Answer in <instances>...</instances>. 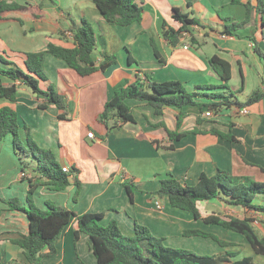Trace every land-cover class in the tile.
<instances>
[{"label": "crops", "instance_id": "obj_1", "mask_svg": "<svg viewBox=\"0 0 264 264\" xmlns=\"http://www.w3.org/2000/svg\"><path fill=\"white\" fill-rule=\"evenodd\" d=\"M8 1L25 6L4 14L6 18H21L23 23L0 21V49L8 46L5 37L14 31L15 23L19 24L18 36L32 40L34 36H39L41 40L31 49L18 48V52L16 48L11 49L15 53V59H12L19 64L22 63L23 53L44 50L49 42L72 44V36L68 34L72 21L80 23L82 17L92 23L98 39L95 63L99 65L102 62L104 53L117 57L116 64L83 76L69 67L64 59L46 54L44 70L48 81L43 82L42 87L52 84L65 95L67 110L64 118L59 117L62 111L53 105L46 109L38 108L41 100L32 88L25 83L18 84L16 107L22 139L26 137L24 127L27 125L35 141L42 147L50 148L63 167L77 169L66 189L53 190L39 185L41 193L49 201L74 211L76 215L103 213V225L116 221L128 236L134 235L135 225L140 223L148 226L154 235L163 237L166 244L172 245L186 237V229L198 228L237 243L230 247L217 243L220 248L214 250L216 254L227 249L240 251L238 257L252 254L248 242L243 246L239 240L226 238L222 235L224 229L219 228L221 225L208 224L194 216L192 220L187 210L182 212V209L173 207L168 197L160 196L157 191L161 180L170 175L196 184L201 173L214 175L219 168L262 180L264 173L255 168L260 166L254 163L259 162L264 167V98L245 106L248 110L246 114L241 113L236 105L224 106L213 112L211 117L205 116L207 107H185L183 110L187 114L179 128L177 123L181 108L169 106L162 115H157L153 106L138 99L127 100L135 122L120 121L117 127L108 130L106 123L100 120V114L116 86L135 82L138 77L158 82L178 80L188 91L197 92H202L198 86L220 85L222 81L208 61L214 54L227 59L232 65L229 85L232 91L242 96L240 99L235 94L233 98L246 101L257 88L264 90V58L255 50L252 38H257L259 47L264 51L257 13L254 12L251 20L238 30L240 35L237 36L226 33L225 29L233 22L244 20L247 9L244 4L234 3L233 0H138L144 8L142 21L129 26L109 24L92 0ZM241 1L257 4V0ZM175 7L201 21L200 25H193L182 34L177 45L171 44L163 35L165 21L175 28L181 26L173 17ZM152 40L160 57L156 55ZM130 53L135 61L129 60ZM5 82L10 83L8 79ZM205 99H209L208 96H200L202 103H207ZM218 100L213 98L210 102ZM162 122L170 130L181 132L198 128L202 132L171 140L165 126L158 125ZM213 130L231 133L235 140L225 139ZM90 131L94 132L93 138L88 136ZM154 140L159 146L153 143ZM3 142L11 151L10 137L1 141L0 146ZM170 144L174 145L173 149L166 148ZM4 148H0V156ZM29 169L31 173L28 171V174L36 176ZM1 170L0 167V175H4ZM13 172L15 178L4 183L0 181V197L2 195L3 200L0 201V249L4 250L8 260L20 261L26 260L24 249L12 239L29 233L30 220L24 210L10 207L6 202L15 183L18 186L22 182L21 190L25 181L21 178L22 170L15 168ZM75 179L81 183L77 200H74L77 190ZM126 182L136 185L134 201L130 199ZM203 202L206 201L198 203L200 210ZM192 225L196 227H190ZM214 225L221 232L215 230ZM77 228L78 217L73 216L56 240V253L45 256L42 264H97L89 234L81 232L79 240L75 241ZM48 250L45 248L44 252ZM254 256L264 264V255Z\"/></svg>", "mask_w": 264, "mask_h": 264}, {"label": "trees", "instance_id": "obj_2", "mask_svg": "<svg viewBox=\"0 0 264 264\" xmlns=\"http://www.w3.org/2000/svg\"><path fill=\"white\" fill-rule=\"evenodd\" d=\"M92 1L109 24L129 26L142 21L144 8L138 0ZM233 2L244 4L247 15L244 20L227 25L225 32L239 36L238 30L251 20L252 14L255 12L259 17L257 21L262 27V39H264V0H257L256 5L250 1L243 3L241 0H233ZM24 8V5L16 1L0 0V21L11 20L22 24L21 18H6L4 14ZM173 17L181 24L179 28L171 26L166 21L163 24V35L173 45L179 43L182 34L189 31L191 26L201 24L198 18L192 17L178 7L174 8ZM70 32L72 33V44L49 42L44 50L23 53L21 64L0 54V142L12 134L15 150L21 156L31 158L35 162L31 167L22 158V171L27 172V175L21 176V178L29 180V195L39 185H46L53 190L66 189L71 184L72 176L77 169L73 167L70 172L64 171L53 151L42 148L33 138L27 125L24 127L26 137L22 139L19 113L16 107L18 84L25 83L32 88L41 100L38 108L46 109L53 105L62 111L59 117L64 118L67 110L65 95L58 92L52 84L46 88L42 87V83L48 81V76L44 70L46 54L51 53L64 59L69 67L83 76L92 74L97 70H105L117 63V57L109 53H104V58L99 65L95 63L94 52L98 39L92 23L86 17H82L80 23L72 21ZM252 38L255 43V50L264 58V51L259 47L257 38ZM152 43L156 55L160 57L153 40ZM129 60L135 61L131 53ZM208 61L212 70L220 77L222 81L220 85L198 86L197 88L202 89V92H197L188 91L185 85L178 80L158 82L147 77L146 79L138 77L135 82L124 83L114 88L112 97L105 103L104 110L100 114V120L106 123L108 130L117 127L120 121L135 122L132 108L127 100L138 99L153 106L157 115H162L165 108L169 106L181 108L177 123L179 128L187 114L183 110L185 107L198 105L218 112L224 106L236 105L243 108L264 98V90L261 88H257L246 101L233 98L235 92L231 90L229 85L232 78L230 61L218 54L210 56ZM6 79L10 81L9 84L5 82ZM202 95L208 96L210 100L213 98L219 100L202 103L200 101ZM198 121H201L200 117H198ZM158 125L165 126L171 140H178L187 134L202 132L198 128L181 132L170 130L163 122ZM212 132L225 139L235 140V136L231 133H224L219 130ZM153 143L159 146L157 141L154 140ZM166 148L173 149L174 145L170 144ZM29 166L36 176L29 175L31 173ZM260 169L264 173V167L260 166ZM28 171H30L29 174ZM75 182L77 183V190L74 200H77L81 183L77 179ZM125 184L131 201H134L133 195L136 185L133 182H126ZM157 192L160 196H167L173 207L191 212L196 219H202L208 224L221 225L243 235L253 254L238 257L240 251L227 249L222 253L210 255L199 254L186 248L171 247L164 242L163 237L154 235L146 225L136 223L134 235L128 236L122 232L116 221L103 225L101 223L103 213L86 212L76 215L74 211L59 207L52 201H47L48 209L42 210L29 197L28 208L19 205L15 198H10L8 201L11 207L24 210L29 216V233L12 239V242L24 249L26 260H8L4 250L0 249V264H42V259L45 256H52L56 253V240L73 216L78 217L75 241L79 240L81 232L89 234L97 264H263L257 261L254 256L255 254L264 255V236H260L256 231L253 225L255 219L249 217L226 219L214 213L203 215L198 203L199 201L220 200L226 204L253 210L264 216V200L262 201L264 180L236 175L229 170L219 168L214 175L201 173L196 184H189L170 175L161 180V187ZM184 235L211 238L222 247L237 245V243L227 241L213 232L198 228L186 229ZM45 248H49V250L44 252Z\"/></svg>", "mask_w": 264, "mask_h": 264}, {"label": "rangeland", "instance_id": "obj_3", "mask_svg": "<svg viewBox=\"0 0 264 264\" xmlns=\"http://www.w3.org/2000/svg\"><path fill=\"white\" fill-rule=\"evenodd\" d=\"M19 26L18 23L13 24L14 27V31H12V33H10L7 37H5V42L8 44V46H5V49H0V54L5 57V58H9V59H15V57L13 56V51H11V49H15L18 52V48H25V47H30V49L32 47L35 46L36 42H41V40L38 38L39 36H34V39L32 40L31 38H26L23 37V35L18 36V31L19 28L17 27ZM18 54V53H17ZM236 95H238V97L240 99H242V96L240 95V93L235 92ZM205 101L210 102V99H205ZM208 110V109H207ZM206 116V115H205ZM7 137H10V144L11 147L10 149H12L11 151L8 150L7 148V144L5 142H3L4 144L1 147H5L3 155L0 156V167L2 168L1 172L4 175H0L1 178V182L4 183L6 180H9L10 178L13 179L15 178V173L13 172V169L17 168L19 171L22 170L23 168V164L22 162H27L29 163V165L32 167L33 164H35V162L28 157H23L20 155V153L18 151L15 150L14 148V144H13V135L10 134ZM12 138V139H11ZM38 141V139H37ZM39 142V141H38ZM42 147V146H41ZM45 148V147H42ZM46 149H50V148H46ZM55 155V154H54ZM22 158H24V160L22 161ZM59 163L60 161L57 160ZM254 164H258L260 166H263L261 164H259V162H256ZM29 166V167H30ZM30 167V168H31ZM257 169H260L258 167H255ZM261 170V169H260ZM264 180V178L262 179ZM10 181V180H9ZM0 182V183H1ZM21 183H18L17 186V182L15 183L13 190L9 191V195L7 196V200L6 202L8 203V205L11 207V204L8 202L10 200V198H15L18 200L19 205L24 206V207H29V203H28V198L31 197L33 200V203L40 209L42 210H47L48 206L47 201H49L48 198L45 197V194L41 193L42 190L40 187H37L34 192L29 195L28 192V187H29V180L26 178L25 181L23 182V188H21ZM27 186V187H26ZM1 200H2V195H1ZM201 211L203 213V215H209V214H216L219 215L223 218L226 219H230L231 217H239V218H245V217H249V218H253L255 219L253 222V225L256 229V231L258 232V234L260 236H264V216L261 214H257L256 212H254L253 210H248L245 209L243 207L240 206H234V205H227L224 204L218 200H210V201H206L203 202L201 204ZM182 212H185L186 210H180ZM186 213H188L190 215V217L192 218V220H194L193 214L189 211H186ZM187 225H191L186 223ZM201 224V223H200ZM190 227H196L195 225H192ZM217 225H214V229L217 230L218 232L219 229H217ZM219 228L224 229L222 232V235L224 234V236L226 238H232L234 240H239V243H241V245L246 246L247 245V240L246 238L237 233L234 232L232 230H228L223 228L222 226H219ZM237 237H240L239 239ZM235 242V241H234ZM168 246L171 247H176V248H186V249H190L196 253L199 254H216L217 248H220V246L217 244V242H215L214 240L210 239V238H204V237H184L182 241H178V243H174V244H167ZM244 248V247H243ZM251 249V248H250ZM253 254V253H252Z\"/></svg>", "mask_w": 264, "mask_h": 264}, {"label": "built area", "instance_id": "obj_4", "mask_svg": "<svg viewBox=\"0 0 264 264\" xmlns=\"http://www.w3.org/2000/svg\"><path fill=\"white\" fill-rule=\"evenodd\" d=\"M68 34H70V35L72 36V33H71L70 31L68 32ZM239 111H240L241 113H243V114H246V113L248 112V110H247L246 107L240 108ZM205 115H206L207 117H211V116H213L214 114H213V111H211V110L208 109V110L205 112ZM88 136L91 137V138H93V137H94V132H93V131L88 132ZM63 170L66 171V172H70V171H71V169H70L69 167H67V166L63 167ZM26 175H27V172L22 171L21 176H26Z\"/></svg>", "mask_w": 264, "mask_h": 264}]
</instances>
